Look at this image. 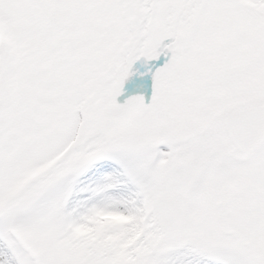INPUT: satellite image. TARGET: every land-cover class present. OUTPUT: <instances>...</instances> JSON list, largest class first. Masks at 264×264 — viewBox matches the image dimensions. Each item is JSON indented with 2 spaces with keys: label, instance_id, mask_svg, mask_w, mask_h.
Masks as SVG:
<instances>
[{
  "label": "snow or ice",
  "instance_id": "1",
  "mask_svg": "<svg viewBox=\"0 0 264 264\" xmlns=\"http://www.w3.org/2000/svg\"><path fill=\"white\" fill-rule=\"evenodd\" d=\"M0 264H264V0H0Z\"/></svg>",
  "mask_w": 264,
  "mask_h": 264
},
{
  "label": "rangeland",
  "instance_id": "2",
  "mask_svg": "<svg viewBox=\"0 0 264 264\" xmlns=\"http://www.w3.org/2000/svg\"><path fill=\"white\" fill-rule=\"evenodd\" d=\"M149 83H150V81H149Z\"/></svg>",
  "mask_w": 264,
  "mask_h": 264
}]
</instances>
